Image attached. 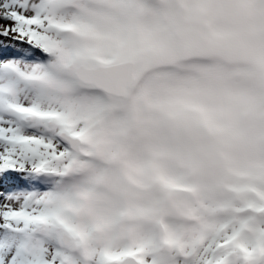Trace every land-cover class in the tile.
<instances>
[{
    "label": "snow or ice",
    "instance_id": "obj_1",
    "mask_svg": "<svg viewBox=\"0 0 264 264\" xmlns=\"http://www.w3.org/2000/svg\"><path fill=\"white\" fill-rule=\"evenodd\" d=\"M0 264H264V0H0Z\"/></svg>",
    "mask_w": 264,
    "mask_h": 264
},
{
    "label": "bare ground",
    "instance_id": "obj_2",
    "mask_svg": "<svg viewBox=\"0 0 264 264\" xmlns=\"http://www.w3.org/2000/svg\"><path fill=\"white\" fill-rule=\"evenodd\" d=\"M0 191H2V188H0Z\"/></svg>",
    "mask_w": 264,
    "mask_h": 264
}]
</instances>
